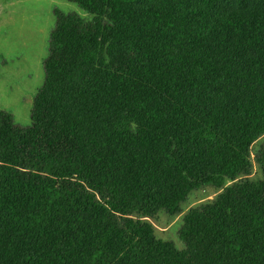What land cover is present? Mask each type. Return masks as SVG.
Listing matches in <instances>:
<instances>
[{
	"label": "trees",
	"instance_id": "trees-1",
	"mask_svg": "<svg viewBox=\"0 0 264 264\" xmlns=\"http://www.w3.org/2000/svg\"><path fill=\"white\" fill-rule=\"evenodd\" d=\"M67 1L30 125L0 112V264H264V0Z\"/></svg>",
	"mask_w": 264,
	"mask_h": 264
},
{
	"label": "rangeland",
	"instance_id": "rangeland-1",
	"mask_svg": "<svg viewBox=\"0 0 264 264\" xmlns=\"http://www.w3.org/2000/svg\"><path fill=\"white\" fill-rule=\"evenodd\" d=\"M55 12L77 15L84 22L91 20L87 12L66 0H0V112L9 113L20 127L30 125L33 100L43 85V63L57 21ZM263 148L264 135L250 147L252 168L248 179L252 182L262 178L255 156ZM220 193L212 187L193 190L179 214L159 212L144 220L152 226L156 240L182 251L185 245L179 231L183 217L188 210L212 202Z\"/></svg>",
	"mask_w": 264,
	"mask_h": 264
}]
</instances>
